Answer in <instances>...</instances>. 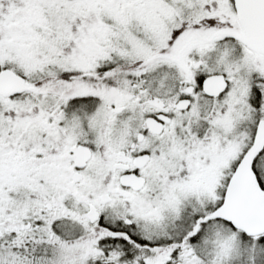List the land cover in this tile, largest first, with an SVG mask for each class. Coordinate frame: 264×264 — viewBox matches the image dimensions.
Masks as SVG:
<instances>
[{
	"label": "snow or ice",
	"instance_id": "obj_1",
	"mask_svg": "<svg viewBox=\"0 0 264 264\" xmlns=\"http://www.w3.org/2000/svg\"><path fill=\"white\" fill-rule=\"evenodd\" d=\"M0 264H264V0H0Z\"/></svg>",
	"mask_w": 264,
	"mask_h": 264
}]
</instances>
